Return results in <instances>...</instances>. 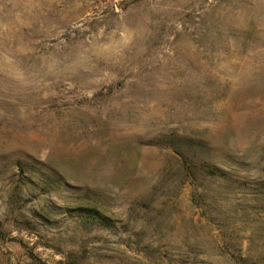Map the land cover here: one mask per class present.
Listing matches in <instances>:
<instances>
[{
    "label": "rangeland",
    "instance_id": "374dc122",
    "mask_svg": "<svg viewBox=\"0 0 264 264\" xmlns=\"http://www.w3.org/2000/svg\"><path fill=\"white\" fill-rule=\"evenodd\" d=\"M0 264H264V0H0Z\"/></svg>",
    "mask_w": 264,
    "mask_h": 264
},
{
    "label": "trees",
    "instance_id": "16d2710c",
    "mask_svg": "<svg viewBox=\"0 0 264 264\" xmlns=\"http://www.w3.org/2000/svg\"><path fill=\"white\" fill-rule=\"evenodd\" d=\"M4 236V231L2 229V224L0 222V238H2Z\"/></svg>",
    "mask_w": 264,
    "mask_h": 264
}]
</instances>
